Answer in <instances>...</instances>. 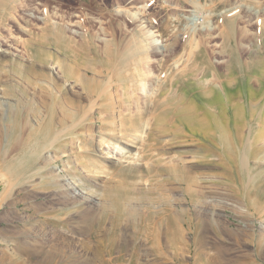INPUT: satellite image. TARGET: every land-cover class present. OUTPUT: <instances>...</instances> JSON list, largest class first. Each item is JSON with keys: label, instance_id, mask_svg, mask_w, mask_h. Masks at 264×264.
<instances>
[{"label": "rangeland", "instance_id": "obj_1", "mask_svg": "<svg viewBox=\"0 0 264 264\" xmlns=\"http://www.w3.org/2000/svg\"><path fill=\"white\" fill-rule=\"evenodd\" d=\"M192 1L233 22L187 69L206 88L245 76L233 97L166 65L200 33ZM259 82L264 0H0V264H264Z\"/></svg>", "mask_w": 264, "mask_h": 264}, {"label": "bare ground", "instance_id": "obj_2", "mask_svg": "<svg viewBox=\"0 0 264 264\" xmlns=\"http://www.w3.org/2000/svg\"><path fill=\"white\" fill-rule=\"evenodd\" d=\"M193 2V5H194V8H195V11H197V12H199V17H200V19H198V20H200L199 22V30H200V33H199V35L198 36H196V34H198V33H194V32H196L195 30L197 29L196 27H195V29L193 28L192 30H191V28H189L188 29V27L185 29V30H187L188 29V32H189V34H184L183 33V31H182V34H183V36H182V39H183V43L185 44L183 47H182V51L178 54H174L172 57H170L169 59H167L166 60V65H167V67L170 69V72H174V74L176 73L177 74V77H178V79L179 80H185L186 82H185V84H187L188 86H193V87H195V88H204L203 89V91L204 92H208V93H203L202 92V95H205L206 96V98H210V97H213L214 95H215V93L216 92H224V93H227L228 91H230L231 90V93H230V96H232V93L234 92V86L232 85V82H234V81H236L237 83H238V81L240 80V81H244V80H246L243 76L241 77V78H239V80H237L238 78H236V79H234L232 82H231V80L230 79H233L231 76L232 75H234L235 73H233V72H230V77H227V75H226V77L227 78H223V79H216V83L214 84V86H211V87H204L203 85H202V83L199 81V79H197V78H195L193 75H195V73L194 72H192V71H190V70H188L187 69V67L188 66H190L191 65V63H196L197 62V58L199 57V59L200 60H202L203 59V52L201 51V49L199 48L200 46V44H199V42H198V40L201 38V39H203V37H204V34H209V35H212L213 36V38H214V36H215V38L216 37H222L223 36V34H225V33H228V32H231V28H232V25H231V22H233L232 20L233 19H228L229 17H227V19L228 20H226V16H224L223 15V17L220 15V13L218 14V16H217V21L214 23V22H212L211 20V15L213 14L214 15V13H212L211 15H210V13L215 9H211L212 11L210 12V8H208V7H204V5H202L201 3H197V2H194V1H192ZM207 4V3H206ZM208 6V5H207ZM210 7H214V6H211V5H209ZM237 6V5H236ZM209 9V10H206V9ZM253 9V8H252ZM251 9V10H252ZM141 10V7L139 6L138 7V9L137 10H135L134 12H129V13H131L132 14V16H133V14H134V16H135V18L137 19V21L139 22V24L138 25H140V26H142L143 28H147V26H149V24H147L146 25V23H147V20L145 19V16H144V14L145 13H143V11L141 12L140 11ZM230 10H232V8H230ZM253 10H255V9H253ZM252 10V11H253ZM124 11V10H123ZM128 11V10H127ZM127 11L125 10V12L127 13ZM252 11H250L251 13H252ZM228 12V11H227ZM230 12V11H229ZM232 12V11H231ZM259 12V11H258ZM261 12H263V11H261ZM143 13V14H142ZM225 13H226V10H225ZM128 14V13H127ZM223 14V13H222ZM256 14H257V11H256ZM212 15V16H213ZM217 15V14H216ZM227 15V14H226ZM258 15H259V13H258ZM129 16V15H128ZM232 17V16H231ZM234 17V16H233ZM255 18V17H254ZM258 18V17H257ZM135 20V19H134ZM136 21V20H135ZM136 21V22H137ZM188 22V21H187ZM257 22V21H256ZM136 24V23H135ZM192 25V24H191ZM234 26V25H233ZM193 27V26H192ZM141 28V27H140ZM139 27H138V29H140ZM142 29V28H141ZM146 31H147V29H145ZM184 30V29H183ZM184 30V31H185ZM148 31L149 32H152V31H150V29H148ZM190 31H192L193 32V34H191V32ZM204 31L206 32V33H204ZM208 31V32H207ZM212 31H215V33L214 34H212V33H210V32H212ZM154 32V31H153ZM187 32V33H188ZM148 33V32H147ZM149 34H151V33H149ZM152 35H153V33H152ZM149 38V37H148ZM224 38V37H223ZM225 39V38H224ZM164 40V39H163ZM166 40V39H165ZM164 40V41H165ZM173 40H174V37L173 36H171L169 39H167L166 40V43L164 44V50H161L162 48H160V50H158L157 52H158V55L160 56L159 57V60H158V67L159 68H161L160 66H161V64H160V62H162L164 59H165V56L167 55V53L165 52V51H167L166 49H168L169 50V46H172L173 45ZM223 40V39H222ZM153 42H154V40H153ZM183 43H182V45H183ZM156 44V43H155ZM208 46V45H207ZM149 47V46H148ZM150 48V47H149ZM171 48V47H170ZM148 49V48H147ZM158 49V48H157ZM181 49V48H180ZM145 50V49H144ZM153 51H154V49H153ZM155 52V51H154ZM202 57V58H201ZM160 61V62H159ZM215 61V60H214ZM222 61H225V60H222ZM227 61H229V59L227 60ZM226 61V62H227ZM151 62V61H150ZM230 62H232V61H230ZM147 63V62H146ZM220 63V62H219ZM227 64V66H229L228 65V63H226ZM230 64V63H229ZM63 65V64H62ZM230 65H232V64H230ZM226 66V69H228L229 71H230V68H228ZM62 67V66H61ZM59 69V65H57V64H54L52 67H51V71H56V70H58ZM234 69H235V67H234ZM72 70V69H71ZM70 70V71H71ZM70 71H67V73H70ZM224 71H226V72H228L227 70H224ZM73 72V71H72ZM225 72V73H226ZM218 73V72H217ZM72 74V73H71ZM237 75H239V74H237ZM221 76H222V74H221ZM156 77V76H155ZM236 77V76H235ZM58 78V77H57ZM61 77H59V79H60ZM63 78V77H62ZM61 78V80H65V79H62ZM86 78V76L84 77V79ZM249 78V77H248ZM247 78V79H248ZM78 79V78H77ZM172 79V78H171ZM175 79V78H174ZM158 80V79H157ZM248 81V80H247ZM262 81V80H261ZM71 82V81H70ZM81 82H82V80H81ZM209 82V81H208ZM263 82V81H262ZM78 83V82H77ZM235 83V82H234ZM247 83V82H246ZM245 83V84H246ZM206 84H208V83H206ZM68 85V84H67ZM86 86V83L85 82H83V84H82V86ZM239 86H241V85H239ZM258 86V85H257ZM247 87V86H246ZM245 87V88H246ZM237 88H239V87H237ZM249 88V87H248ZM247 88V89H248ZM218 90V91H217ZM258 91L259 90H262V91H264L263 89H262V86H261V82H259V87H258V89H257ZM258 91H254L253 90V88H251L250 89V91H247V90H245L244 91V89L241 91V94H242V96H243V98L246 100V101H248L247 103H249V101L253 98V97H255L256 96V94H257V92ZM240 93V92H239ZM245 95H244V94ZM234 95V94H233ZM204 96V97H205ZM235 96V95H234ZM233 97V96H232ZM231 97V98H232ZM238 99H239V97H238ZM240 100L242 101L243 99L241 98V95H240ZM256 100H258L257 98H256ZM209 101V100H208ZM207 101V102H208ZM252 101H255V100H252ZM206 103V102H205ZM239 103V102H238ZM251 103V102H250ZM254 103V102H253ZM239 104H241V103H239ZM239 104L238 105H236L235 107H237L238 109H236L237 111H236V121H237V123H234L235 125H236V129L239 131L240 129H241V127H242V124H243V122L245 121V117H242L241 118V113L238 111L240 108H239ZM245 104V103H244ZM253 104H250V105H245L244 107H243V105H242V108L244 109V110H251V109H253V106H252ZM205 106L206 107H210V104L209 103H206L205 104ZM204 107V106H203ZM234 107V105H231V107H230V109H232L234 112H235V109L233 108ZM201 109H202V107H201ZM242 109V110H243ZM202 110H205V109H202ZM243 110V111H244ZM226 112V111H225ZM224 112V113H225ZM197 114H198V112H196ZM244 113V112H243ZM242 113V114H243ZM210 115V114H209ZM208 115V116H209ZM233 115H234V113H233ZM232 115V116H233ZM206 116V115H205ZM214 117H215V115H213ZM246 116V115H245ZM204 117V116H203ZM203 117L201 118H199V119H203ZM205 118V117H204ZM210 118V117H209ZM224 118V121L226 122V124L228 123V124H231L232 123V120H229V118H227L226 119V117H223ZM197 120V119H196ZM204 120V119H203ZM223 120V119H222ZM205 121V120H204ZM185 122H187V121H185ZM212 122V121H211ZM214 122V121H213ZM205 123H208L209 124V122H207V118H206V122ZM189 124H191V123H189ZM202 126H203V124H202ZM202 126H200V127H202ZM205 127V126H204ZM206 128H207V126H206ZM205 128V129H206ZM203 129V128H202ZM201 129V130H202ZM200 130V129H199ZM204 130V129H203ZM209 131H210V129H208ZM207 132V131H206ZM240 132V131H239ZM210 133V132H209ZM208 133V134H209ZM242 133V132H241ZM139 135V134H138ZM137 135V136H138ZM212 135H213V133H212ZM202 136V135H201ZM207 136H209V135H207ZM140 137V136H139ZM239 137H240V135H239ZM238 137V138H239ZM140 139V138H139ZM202 139L204 140V141H207L209 138H207L206 136L205 137H202ZM136 140V139H135ZM137 141V140H136ZM138 141H140V140H138ZM139 144L137 143V145H132V147H134L135 148V150H137V151H140L141 152V148H142V146H138ZM118 149V148H117ZM121 150H123L124 148H120ZM133 149V148H132ZM263 150V149H262ZM110 151V150H109ZM116 151V150H115ZM119 152V151H118ZM120 152H122V151H120ZM126 153V152H125ZM137 153V152H136ZM142 154V153H141ZM129 156V155H128ZM135 156H137V154L135 155ZM140 156H142V155H140ZM144 157V156H143ZM142 157V158H143ZM174 157V156H173ZM135 158V157H134ZM141 158V157H140ZM125 161V160H124ZM132 161L134 162V160L132 159ZM169 161V160H168ZM126 164V163H125ZM166 164V163H165ZM175 164V163H174ZM139 165V164H138ZM142 165V164H141ZM146 165V164H145ZM242 211V210H241ZM246 211V210H245ZM244 211V212H245ZM186 213V212H185ZM169 215H170V217H169ZM168 215V219L169 218H174V219H176L177 221L178 220H184V219H182L181 217H177V215L176 216H171V214H169ZM251 217V216H250ZM186 221V220H185ZM179 222V221H178ZM198 222V221H197ZM196 222V223H197ZM207 224V223H206ZM190 225V224H189ZM220 225V224H219ZM209 226V225H208ZM205 227V226H204ZM179 229V228H178ZM179 231H180V229H179ZM174 232V231H173ZM180 233V232H179ZM166 234V233H165ZM180 235H182V234H180ZM154 236V235H153ZM263 236V235H262ZM179 237V236H178ZM256 240V239H255ZM175 241V240H174ZM260 245H262V250H263V252H264V236L259 240V242H258Z\"/></svg>", "mask_w": 264, "mask_h": 264}]
</instances>
